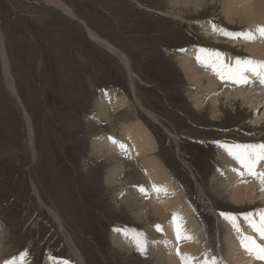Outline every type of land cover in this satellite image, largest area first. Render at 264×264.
Listing matches in <instances>:
<instances>
[{
	"label": "rangeland",
	"instance_id": "obj_1",
	"mask_svg": "<svg viewBox=\"0 0 264 264\" xmlns=\"http://www.w3.org/2000/svg\"><path fill=\"white\" fill-rule=\"evenodd\" d=\"M63 1L72 16L47 4L46 0H0L5 52L16 83L15 94L6 89L0 63V104L6 105H0V143L3 142L0 144V220L6 231V245L11 248L0 263L14 259L19 262L21 255L26 253V264H46V261L50 264L58 260L80 264L67 242L70 236L76 248L83 251L88 264H149L159 253L161 242L151 236L150 230L161 222L153 217L154 225L139 222L122 201L135 193V187L136 195L152 196L155 200L158 196L164 200L169 189L159 185L151 190L142 188L148 186L141 178L147 179L143 166L137 160L139 157L130 158L123 142L118 141L116 147L118 154L121 153L118 155L123 159L121 161L93 156L91 146L99 136H134L135 144L142 147V154L156 167L157 177L153 182L163 179L173 184V200L162 205L165 210L163 220L172 206L180 203L177 194L183 196L192 218L196 211L201 212L199 216L203 222L195 221L194 224L200 233L207 228L208 234L205 239L195 236L199 247L208 246L209 237L217 227V216L225 220L224 214L262 212L264 206H253L250 202L237 205L227 197L215 194L212 179L222 166L218 156L221 145L264 144V120L256 122L264 116V101L260 100L264 83L249 81L244 85L259 89L253 92L252 97L257 96L254 100L239 99L232 106L223 97L220 102L223 115L212 118L210 111L214 106L211 101L206 111L194 107L189 91H194L195 86L188 84L174 58L193 52L197 46L236 57H249L251 55L244 46L217 43L214 37H208L203 32V22L222 25L230 34L255 30L262 23L253 28L238 22L229 23L222 11L223 0H208L209 4L203 10L189 16L190 20L156 11H164L169 0ZM244 4L241 2L238 6ZM167 8H170L169 4ZM82 20L129 56L135 71L133 80L125 63L93 40ZM221 36L224 35H220V39ZM222 40L230 39L224 36ZM132 84L136 98L151 116L135 106ZM231 84L235 85L234 82ZM111 93L122 97V107L115 109L116 99H111L113 106L110 105L105 95ZM100 104L106 107V117ZM120 109L131 114L117 116ZM12 117L15 127L9 123ZM28 122L34 129L35 156ZM116 163L120 164L121 170L116 172L112 182L110 176L114 172L109 168ZM124 163L130 166L124 168ZM258 164L256 171L264 173V162ZM134 167L137 171L134 173L138 174L136 178H132ZM4 168L8 171L4 172ZM256 194L260 196L263 190ZM50 209L63 216L61 220L67 223L68 230H64ZM113 229L128 231L123 237L127 240L132 239L131 235L143 234L147 254L133 246L126 247L133 255L115 247L111 240ZM235 231L237 228L234 229L237 242L236 235L241 228ZM159 234L163 236V233ZM247 253L252 259V254Z\"/></svg>",
	"mask_w": 264,
	"mask_h": 264
},
{
	"label": "bare ground",
	"instance_id": "obj_2",
	"mask_svg": "<svg viewBox=\"0 0 264 264\" xmlns=\"http://www.w3.org/2000/svg\"><path fill=\"white\" fill-rule=\"evenodd\" d=\"M211 1L219 2L220 0H211ZM223 1H224V6H223L222 11H223L224 16L229 21V23H235V22L237 23L238 22V24L247 25L248 26L247 28H253V27L262 23V25L257 26L255 28V30L245 29L246 32L245 31L243 32L244 34L251 32L255 38L252 40L245 39L243 35H235V34H238L236 31L233 32V35H229L230 31H228L227 28L223 27L222 25H218L216 23L211 24L208 21L203 22V26H202L203 32L208 37H214L215 42H217V43H227L228 42V43L235 44L236 46H239L240 48H243V46H244L245 50H247V52H249L250 53L249 55H251V56H249V57L237 56L236 57V56H234L230 53H227V52L221 53L219 51L210 50L207 47H202V46L195 47L193 52L190 53V51H188V54H186V55L180 54L178 56L177 55L174 56V58L178 62V66H179L180 70L184 73L188 84H190L191 86L192 85L195 86L194 91L193 90L189 91V98L192 101L194 107L200 111H206L208 108V102L211 101L213 103L212 105L214 106L210 111L212 118H218L221 116L220 114L223 115L224 112L222 111V107L220 108V105H221L220 102H221V99L223 97L227 98L231 105L236 104L239 99H243L245 101L246 100L248 101L249 98L253 99V98L257 97V96H255V97H252V96L255 95L254 93L257 92L259 89H252L253 87H246L245 88L244 85L248 84L249 81H251L253 84H257V83L261 84L260 78L251 72L245 73V76L247 77V82L242 83V82H237V81H234V80L228 79V78L222 79L221 75L217 74V69H219L226 76L227 75V68L228 67H235L237 59H240L242 61L246 60V59H251L254 61H264V36H261L260 32H259V29L264 27V0H223ZM238 1H240V2H238ZM46 2H47V4L54 5V6L58 7L59 9H61L62 11H64L65 13H67L71 16L73 15L63 0H46ZM241 2H245L244 6H238V3H241ZM167 4L170 5V8H167ZM167 4H166L164 11H162L163 9L162 10L159 9L156 11L162 15H166L169 17L179 18L181 20H190L189 16L194 15V14H198V11H200V9L203 10V8L209 3H208V0H169V2ZM82 23L84 26H86L87 31L90 33V36L93 40L98 42L99 45H101V46L105 47L106 49L110 50L111 52H113V54L120 59L119 61H121L122 63H125L128 71H129V77L131 80H133L135 71L133 69L132 62H131V59L129 58V56L124 51H122L120 48L116 47V45L113 44L112 42H110L107 38L101 36L100 33L98 34L96 32L97 30H94L93 27L92 28L90 27L91 25H89V23H87L84 20H82ZM99 32H101V31H99ZM220 35H224L225 37H227V39H230V40H227V41L222 40V38L224 36H221V39H220L219 38ZM230 37H232V38H230ZM5 47H6L5 46V36L2 34L1 21H0V63L3 66V73H4V78H5V87L7 90H10V91H12L13 94H15V84L16 83H15V79H14L13 75H11V69L9 67V61H8L9 58H8L7 53L5 52ZM201 50H204V51H201ZM216 53H219L218 57L215 55ZM198 57H200L201 59H198ZM202 60L203 61H209V62L208 63H202L201 62ZM213 63L215 64V67H213ZM130 75L133 77H131ZM231 82H234L235 85H232ZM133 85L134 84H132V90H133V94H134L135 88ZM240 86H242L241 88L244 87V89H241ZM3 93H4V90H3ZM118 95H116L115 93H111V95H105V97L109 100L110 105H112V106H113V102L111 99L117 100L116 105H115V109L118 108L119 106L122 107V105L124 104L122 97L120 95L119 96ZM134 96H135V94H134ZM186 96H188V95H186ZM260 96H261L260 100L264 101V93H262ZM227 99H225V101ZM1 101H2V99H1ZM5 101H6V99H5ZM135 101H136L135 106L137 108L142 109L146 114L151 116V113L144 110L143 103L138 98H136V96H135ZM254 104H252V108L254 107L253 106ZM100 105L103 109L102 112L106 117L108 114L106 107L102 104H100ZM255 106H258V102L255 104ZM6 109H8V108H6ZM9 110H11V109H9ZM24 110L26 113V117H28L29 115H28L25 108H24ZM225 113H226V111H225ZM130 114L124 112L123 109H120L119 112L117 113V116L118 115H122V116L125 115L126 116V115H130ZM263 120H264V116L259 117L256 120V122L258 121V122L262 123ZM0 122H1V120H0ZM2 123H3V121H2ZM4 123H8V122L4 121ZM9 123L11 125L14 124L13 117H12V119H9ZM3 125L6 126V124H3ZM28 127H29V133H30L29 135L31 137L32 148H33L34 156H35L37 151L34 147V138H33L34 137L33 136V134H34L33 130L34 129H33L31 122H28ZM0 128H1V126H0ZM20 128H21V126H20ZM16 129H17V127H16ZM11 130H13V129L11 128ZM8 131H10V127H9ZM5 138H4V140H5ZM12 141H14V140H12ZM22 141H24V140H22ZM118 141L123 142L127 146L129 154L131 155V156L128 155V158H129V156H130V158L134 157V156L139 157V159H137V160H139L140 164H142V166H143L142 171L144 170V175L147 177V179L143 176L141 178L144 179L143 181L146 180L145 182L148 183L147 184L148 186H146V185H144L145 187H142L143 185L142 186L139 185V186H141L142 188H146L148 190H151L153 186L159 185V186H162L166 189L168 188L170 191L169 195L164 200H162L161 196H158L157 200H155L152 196L151 197H142L139 194L136 195L135 193L137 190L135 187L134 188L135 193H133L132 195H127L122 201V204L125 205L132 212V214L139 220V222H146V224L151 223L154 225L155 222L152 223L153 221H151L152 217H153V219H155V221L161 222V224L158 227H156L154 230H150L151 236L155 239H158L161 243L158 244L159 253L153 258V260L150 262L148 259H146L147 262H150L149 264H185V259H182V257L190 258L191 264H204L205 259H209V257L210 258L215 257L218 261V264H237L238 262L240 264L241 263L242 264H264V262L259 261V260L254 261L255 260L254 257L251 259V257L247 253V249L244 247L245 243H249V241L245 240L246 237H251L252 239L255 240L256 243L260 242L259 239H262L260 237L259 233L252 227V223L259 225L260 213H261V212H259V210H258L259 213H253L252 212V214H248L247 212L244 214H241V215L236 214V213L235 214H224V219L226 221L220 219L217 216V213L215 211L217 219H218V222L216 223L217 227H216L214 233L211 234V237L208 236L210 238L208 246L199 247L200 245L197 244V241L195 240V236H198L201 239H205V238H207L206 235L208 234V231H206L207 228H205L204 232L200 233L197 226L194 224L195 221L198 223L203 222L200 218L201 215L199 216V214L201 212L198 214L196 211V215L192 218L189 214L187 207H186V203H185L183 196L181 194H177L176 196L178 198H180V203L173 205L171 208V211H169V213H168V217L165 220H163L162 215L164 214L165 210L162 208V205H167V204L171 203V201L173 200L172 197H173V193L175 192V190L173 189V184L171 182L163 180V179L161 182H158V181L153 182L157 177L156 167H155V165L154 166L151 165L150 160L142 154V147L135 144V138L133 135H131L127 138L120 137L117 134H115L114 136L96 137L93 140V143L91 146V153L93 156H96V158H98L97 156H101L104 158H109V160H111L110 158H112L113 160L116 159L118 161L119 160L121 161L123 159H121V156L120 157L118 156L121 153L118 154V150L116 149V147L118 145V143H117ZM151 141L156 143L154 137H151ZM2 143H0V144H2ZM7 143H9V142H7ZM10 144L11 143H9V145ZM6 145H8V144H6ZM22 145H24V144H22ZM223 145H227V144H223ZM235 145H237V144H235ZM238 145H252V144H247V143L241 142ZM15 146H17V145H15ZM231 146H234V145H231ZM40 149H41V147H40ZM6 150H7V147H6ZM16 152H17V148H16ZM137 152H138V154H137ZM16 155H18V154H16ZM47 156H45V158ZM218 156L222 160V166H221V169L213 175L212 185H213V189H214L215 194H217L221 197H227L230 201L234 202L237 205H243V204L246 205L248 202H250L251 204H254L253 206H256V205H260V207L264 206V183L261 182V179L258 178L257 176L250 175L248 173L247 169H245L236 159H234L233 156H231L229 154V152L225 149V147L221 146V148L218 152ZM55 160H57V158ZM259 161L264 162V160H259ZM259 161H257L256 167L254 168L255 172H257L256 169L259 165L258 164ZM8 165H10V164H8ZM40 165H41V163H40ZM100 165H103V163ZM122 166L125 168V166H130V165H125V163H124V164H122ZM6 168H4V169H6ZM120 168H121L120 164H117V163L114 166L109 168V171L114 172L110 176V179L112 180V182H113V180L115 181V177H116L115 174H117L116 173L117 171L121 170ZM7 171H8L7 169H6V171L4 170V172H7ZM134 171H136V168L131 170L132 175H133L132 178H136V175L138 176V174L134 173ZM241 173H243V174H241ZM257 173H262V172L260 171ZM48 177H50V176H48ZM41 178H42V176H41ZM70 178L71 177H69V180H70ZM132 178L130 180L133 181ZM32 180H34V178ZM108 181L110 183L109 179H108ZM141 181H142V179H141ZM46 182H49V180ZM118 183L120 184V182H118ZM121 183H122V180H121ZM45 185L46 184H44V187H45ZM135 186H137V185L135 184ZM39 187H40V185H39ZM172 189H173V192H172ZM5 190H6V188H5ZM38 190H39V188H38ZM258 190H263V194L258 196L256 194V191H258ZM46 191H47V189H46ZM51 191H53V190H51ZM65 192H67V191H65ZM203 192L205 195H207V193L204 191V189H203ZM64 194H66V193H64ZM204 194H202L203 197L206 198L207 200H209L208 199L209 197L207 198ZM50 196H52V195H50ZM139 196L142 198L140 199ZM72 200L74 202V199H72ZM253 202H255V203H253ZM78 204L79 203H77V206H78ZM80 205H82V204H80ZM84 209H86V208H84ZM212 209H215V208H212ZM181 210H183L184 212H182ZM51 211L53 212V210H51ZM248 212H250V211H248ZM262 212H264V208L262 209ZM53 213L56 216L59 223L64 228V230L65 229L68 230L67 223H65L61 220V218L63 216L59 212L58 213L53 212ZM65 215H66V213H65ZM226 216L235 217L236 224L239 226V228H241V231L238 232V235H236L237 236L236 237L237 242L234 240V229L236 227H233V225H232L233 222L230 219H227ZM174 217L176 218L175 221H174ZM246 217H249V219H246ZM250 221H251V223H250ZM63 224H64V226H63ZM168 224H169V228H168ZM177 225H179V236H178ZM5 232L6 231H5L4 225H3L2 221L0 220V262L4 258H6V255L9 253V251H11V248L9 246H7L8 244L6 245ZM127 232L125 230L113 229V231L111 233V240H112L113 245L115 247H117L118 249H120L122 252L126 251L130 255H133L132 252L126 247H132L133 246V248H135V249H138V248H137L135 239L133 238L132 235H131V237H132L131 240H127L126 238H123V237L128 235ZM235 232H237V231H235ZM245 232H248V235H246ZM126 233H127V235H126ZM159 233H163V236H162V234H159ZM67 242L69 243L70 247L72 248L73 253L77 257L80 264H88L85 256L82 253L83 251L81 252L76 248V246H75L76 243L71 236L67 238ZM168 249H171V251ZM144 254H147V252H145ZM231 259L233 262L231 261ZM2 263H0V264H2ZM18 264H19V262H18ZM46 264H49V262L46 261ZM50 264H72V263H70L68 260H58L56 262H51ZM144 264H148V263H144Z\"/></svg>",
	"mask_w": 264,
	"mask_h": 264
},
{
	"label": "snow or ice",
	"instance_id": "obj_3",
	"mask_svg": "<svg viewBox=\"0 0 264 264\" xmlns=\"http://www.w3.org/2000/svg\"><path fill=\"white\" fill-rule=\"evenodd\" d=\"M259 32L261 36H264V27L260 28ZM229 35H233V34H229ZM235 35H243L244 38L248 40H252L255 38L251 32L247 34L240 33ZM215 55L218 57L219 53H216ZM198 59L201 58L198 57ZM201 62L208 63L209 61L202 60ZM213 67H215L214 63H213ZM247 72L253 73L254 75L260 78L261 83H264V61H254L251 59H246L242 61L240 59H237L235 67L227 68L226 76L219 69H217V74L221 75L222 79L228 78L242 83L247 82V77L245 76V73ZM221 146L225 147V149L229 152V154L233 156V158L236 159L245 169H247L250 175L257 176L258 178L261 179V182L264 183V173H257L254 171L257 161L264 160V144L234 145L231 147L228 145H221ZM121 147H123V145H121ZM141 191H143V189H141ZM226 218L230 219L233 222L234 227H236L237 231H239V226L235 222V217L226 216ZM175 219L176 218L174 217V221ZM246 219H249V217H246ZM252 227L259 233L260 237L264 239V212L260 213L259 225L252 223ZM177 229L179 236V225H177ZM133 238L135 239L138 250L141 251L142 253L145 252L146 246L143 240V234H136L134 235ZM245 240L249 241V243L244 244V247L247 249V251L250 254H254L258 259H264V246L256 244L255 240L252 239L251 237H246ZM26 255H27L26 253L21 255L19 264H26L25 262ZM182 259H185V264H191L190 258L182 257ZM6 264H18V262L17 260L14 259L12 261L6 262ZM204 264H218V261L215 257H212L209 259H205Z\"/></svg>",
	"mask_w": 264,
	"mask_h": 264
}]
</instances>
